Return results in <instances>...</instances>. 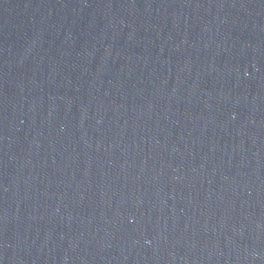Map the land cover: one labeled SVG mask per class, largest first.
<instances>
[{"label": "water", "instance_id": "water-1", "mask_svg": "<svg viewBox=\"0 0 264 264\" xmlns=\"http://www.w3.org/2000/svg\"><path fill=\"white\" fill-rule=\"evenodd\" d=\"M0 264H264V0H0Z\"/></svg>", "mask_w": 264, "mask_h": 264}]
</instances>
